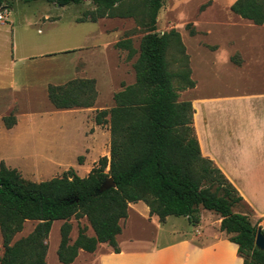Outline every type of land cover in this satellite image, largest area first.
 Instances as JSON below:
<instances>
[{
    "label": "trees",
    "instance_id": "obj_1",
    "mask_svg": "<svg viewBox=\"0 0 264 264\" xmlns=\"http://www.w3.org/2000/svg\"><path fill=\"white\" fill-rule=\"evenodd\" d=\"M12 1L0 0V6ZM36 1L65 7L85 0H22ZM90 1L96 7L89 18L94 23L118 16L115 11L127 0ZM163 2L142 0L148 30L133 64L135 82L114 94L112 108L95 115L97 125L108 126L109 158H99L86 177L69 169L60 177L41 182L26 180L17 169L0 162V264H46L47 239L54 221L63 222L56 251L61 264L73 263L80 250L94 253L100 244L119 253L121 222L128 217L129 205L139 202L161 224L174 216L196 226L200 210L214 213L220 217L219 231L238 246L243 263L264 264V253L254 246L260 228L246 214L233 211L235 206L244 205L243 200L212 161L201 155L192 127V104L179 100V92L194 88L195 82L180 34L175 30L155 32ZM230 10L255 25L264 24V0H237ZM171 43L183 55L176 72L170 70L167 60ZM115 46L126 50L130 58L136 54L130 40ZM96 94L93 80H73L47 88L48 99L57 110L91 108ZM3 123L11 129L16 120L6 116ZM109 179L114 187L105 188ZM81 218H86L93 235L80 228L71 242L69 221ZM26 221L38 223L29 235L13 242Z\"/></svg>",
    "mask_w": 264,
    "mask_h": 264
},
{
    "label": "rangeland",
    "instance_id": "obj_2",
    "mask_svg": "<svg viewBox=\"0 0 264 264\" xmlns=\"http://www.w3.org/2000/svg\"><path fill=\"white\" fill-rule=\"evenodd\" d=\"M236 1L164 0L157 15L155 32L164 34L175 30L180 34L184 53L188 61L190 55L198 84L195 92L188 89L179 92L180 101H190L195 96L220 95L223 82L220 73L212 72L214 55L201 50L198 43L213 50L215 43L227 39L229 30L226 25L250 22L231 12L230 7ZM3 6L10 8V16L6 24L0 22V97L10 91L11 83L18 82L19 78L22 86H15L18 89L14 94L17 101L13 110L6 112L0 107V162L4 161L9 168L17 169L24 179L33 182L60 177L69 169L81 178L86 177L99 158H109L108 126L95 123L96 113L112 108L114 94L135 82L133 64L138 57L141 39L148 30L142 0H127L115 11L118 16L105 17L94 23L89 18L96 7L90 0L65 7L43 1L23 3L22 0ZM0 12L3 13L1 8ZM126 13H129L127 17L120 16ZM81 19L85 22L79 23ZM195 25L200 30L210 29V35L194 37L197 33ZM38 30L42 33L38 34ZM30 35L41 39L50 37L57 42L35 45ZM122 40L131 41L136 51L133 57H128L126 50L115 46ZM12 56L16 61L13 67ZM182 57L179 47L171 43L167 60L172 72L179 70ZM73 80L95 82L97 94L93 106L85 111L55 109L47 96L48 86H62ZM6 116H13L18 122L17 127L6 129L3 123ZM144 208L146 206L140 202L136 207L128 208L131 215L127 225L126 221L121 222L122 227H126L118 240L120 248L139 249L158 242V229L140 217L147 215ZM233 211L249 218L252 216L251 210L242 203ZM200 216L204 223L196 226L186 218L169 217L162 224L165 226L159 241H169L177 234L193 237L200 232L218 231L216 221L219 217L216 214L200 210ZM37 223L26 221L13 242L29 235ZM69 223L71 242L76 239L80 228H85L88 236L93 235L86 218L71 219ZM62 224V221L52 223L47 239V264H61L56 251ZM107 248L104 244L99 246L101 252ZM2 254L0 233V256Z\"/></svg>",
    "mask_w": 264,
    "mask_h": 264
},
{
    "label": "crops",
    "instance_id": "obj_3",
    "mask_svg": "<svg viewBox=\"0 0 264 264\" xmlns=\"http://www.w3.org/2000/svg\"><path fill=\"white\" fill-rule=\"evenodd\" d=\"M0 8L9 21L10 8ZM0 22L1 25L6 24ZM226 26L229 30L227 39L223 43H215L213 50L198 43L201 50L214 55L212 72L221 74L223 89L218 97H191L194 110L192 127L201 155L212 161L235 188L244 205L252 212L251 222L264 232V24L249 22ZM195 28L197 33L194 37L210 35V29L200 30L197 25ZM37 33L41 34L42 31L38 30ZM11 34L14 36L13 30ZM29 38L35 45L57 42L50 37L41 39L30 35ZM15 64L12 56L11 67ZM189 64L195 87L188 90L195 92L198 84L190 55ZM20 81L21 78L18 82L13 81L10 91L0 97L2 111L8 112L15 108L17 100L14 94L18 89L15 86H22ZM17 125L18 122L12 129ZM136 205L130 204L129 207ZM143 211H147V215L140 217L158 229V242L139 249H122L118 240L125 226L117 237L119 253H114L109 247L101 252L100 244L94 253L80 250L71 264H244L238 246L219 231V216L216 221L218 231L200 232L193 237L177 234L169 241L160 242L165 224L162 225L156 216H150L147 207ZM130 215L129 210L126 225ZM200 218V224L203 225V217Z\"/></svg>",
    "mask_w": 264,
    "mask_h": 264
},
{
    "label": "water",
    "instance_id": "obj_4",
    "mask_svg": "<svg viewBox=\"0 0 264 264\" xmlns=\"http://www.w3.org/2000/svg\"><path fill=\"white\" fill-rule=\"evenodd\" d=\"M105 188H110V187H114V183L112 181V179H109L105 186ZM254 246L255 248H257L259 251L264 253V234L262 233V231L259 229L256 232L255 235V240H254Z\"/></svg>",
    "mask_w": 264,
    "mask_h": 264
},
{
    "label": "built area",
    "instance_id": "obj_5",
    "mask_svg": "<svg viewBox=\"0 0 264 264\" xmlns=\"http://www.w3.org/2000/svg\"><path fill=\"white\" fill-rule=\"evenodd\" d=\"M5 12L1 13L0 12V21L6 22L7 21V17L6 15H4Z\"/></svg>",
    "mask_w": 264,
    "mask_h": 264
}]
</instances>
